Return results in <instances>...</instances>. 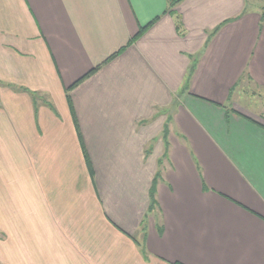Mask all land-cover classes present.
Listing matches in <instances>:
<instances>
[{"label": "crops", "instance_id": "obj_1", "mask_svg": "<svg viewBox=\"0 0 264 264\" xmlns=\"http://www.w3.org/2000/svg\"><path fill=\"white\" fill-rule=\"evenodd\" d=\"M249 4L0 0V264H264Z\"/></svg>", "mask_w": 264, "mask_h": 264}, {"label": "trees", "instance_id": "obj_2", "mask_svg": "<svg viewBox=\"0 0 264 264\" xmlns=\"http://www.w3.org/2000/svg\"><path fill=\"white\" fill-rule=\"evenodd\" d=\"M176 1H170L169 2V6H173L175 4ZM264 17V13L261 15V20L262 18ZM156 20V17L154 19H152L149 23H147L145 26H142L139 31L132 37L131 41L136 39L139 34L141 32H143L145 29H147L154 21ZM182 25L181 23L178 21V17H177V21H176V28L177 30L179 31V33L182 32V29H181ZM218 29V27H216L215 29H213L212 32H215L216 30ZM129 41V42H131ZM122 48L118 49L117 51L113 52L111 55H109L103 62H106L107 60H109L110 58L114 57L116 54H118V52H120ZM101 64H98L96 65L95 67H93L92 69H90L83 77H81L79 80L75 81L71 86H69V88L67 89H70L71 87H73L74 85H76L80 80H82V78H84L85 76L89 75L91 72L95 71L97 68H99ZM195 68V61L192 60L191 62V65H190V68L188 70V73L185 77V82L187 81V79L190 78L193 70ZM67 101L69 102V104L71 105V101H70V95L68 93V90H67ZM166 133H167V124L164 125V128H163V137L166 136ZM164 139V138H163ZM84 157H85V160L87 162V166L88 168L91 170V167H90V162H89V159H88V156L86 155V153L84 152ZM159 173L156 174L153 182H152V186H151V189H150V208L153 206L154 202H155V199H154V192H155V183L157 181V179L159 178Z\"/></svg>", "mask_w": 264, "mask_h": 264}, {"label": "rangeland", "instance_id": "obj_3", "mask_svg": "<svg viewBox=\"0 0 264 264\" xmlns=\"http://www.w3.org/2000/svg\"><path fill=\"white\" fill-rule=\"evenodd\" d=\"M249 5L264 9V0H250ZM251 89H252V91L255 92V93H253L254 97H251L252 99L248 100V98L251 94V93H249V91H251ZM258 92L259 91H257L255 88H252L250 86L248 88L245 86V91L240 96H242L243 102H245L246 104H248L251 107L257 108V112L259 113V115L261 117H264V94L261 92H259V93ZM239 99H240V97H239Z\"/></svg>", "mask_w": 264, "mask_h": 264}]
</instances>
